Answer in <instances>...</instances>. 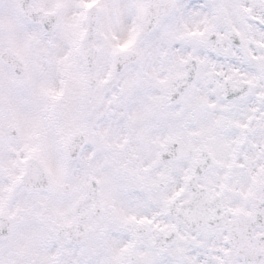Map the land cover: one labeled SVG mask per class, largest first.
I'll list each match as a JSON object with an SVG mask.
<instances>
[{
    "label": "snow or ice",
    "instance_id": "snow-or-ice-1",
    "mask_svg": "<svg viewBox=\"0 0 264 264\" xmlns=\"http://www.w3.org/2000/svg\"><path fill=\"white\" fill-rule=\"evenodd\" d=\"M0 264H264V0H0Z\"/></svg>",
    "mask_w": 264,
    "mask_h": 264
}]
</instances>
